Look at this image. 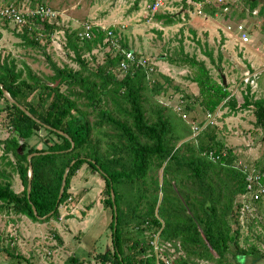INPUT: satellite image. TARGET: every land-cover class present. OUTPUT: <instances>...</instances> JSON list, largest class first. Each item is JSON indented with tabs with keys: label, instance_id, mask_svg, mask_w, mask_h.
<instances>
[{
	"label": "trees",
	"instance_id": "16d2710c",
	"mask_svg": "<svg viewBox=\"0 0 264 264\" xmlns=\"http://www.w3.org/2000/svg\"><path fill=\"white\" fill-rule=\"evenodd\" d=\"M182 1V9H186L187 0ZM244 2L252 10L260 6L259 0ZM263 10L264 4H261L257 14ZM59 19L58 15L50 22L39 18L41 31H37V26L29 29L24 25L18 35L24 42L37 45L40 36L49 37L56 30L64 31L66 46L72 50L78 68L58 65L47 56L53 73L40 77L24 62L22 67H17L13 58L0 59V83L16 102L39 120L35 121L10 103L0 88V99L4 101L0 112L6 110L11 129L8 138L1 142L2 158L10 170L18 174L23 187L16 192L3 175L0 212L7 209L8 214L40 221L42 218H37L33 212L34 206L39 217L46 216L44 221L57 218L59 205L69 197L72 177L87 164L103 178L102 202L111 211L112 248L96 255L99 264H157V255L167 256L168 253L155 251L150 241L156 235L159 242L169 241L170 245L183 250L184 255L175 257L172 264H199V260L228 264V256L233 258V264H240V259L263 256V250L258 248L262 245L249 241L248 237L244 240L247 246L240 245L235 207L237 195L245 191L244 173L236 161L230 162L234 156L231 149H224L216 119L251 108L254 127L260 129V138L264 140V97L257 96V91L246 84L243 100L238 103L229 86L222 84L221 74H216L217 80L211 71L210 65L223 71L222 53L218 52L215 57L205 44L202 54L209 59V66L195 54L185 52L183 46L177 49L178 56L166 55L169 63L191 71L186 78L195 83L197 93H186L164 74L150 80L142 66L129 67L123 77H118L121 55L114 47L110 46L111 53L94 66L82 55V49L91 51L109 46L104 38L108 30L115 33L111 26L106 30L94 26L90 39L79 40L78 30L69 31ZM156 19H164L167 24L180 20L176 14H156ZM2 21L7 24L6 20ZM120 45L127 48L121 41ZM148 84L156 95L167 91L168 85L174 89L170 96L181 93L179 97L188 114L187 121L165 102L153 101L146 107L144 90ZM32 94L36 95V101H32ZM197 108L204 116L216 110L223 113L217 117L218 112L213 123L194 134L191 122L201 126L205 119H198ZM54 129L66 133L73 145L69 138ZM40 130L54 136L56 141L48 144L44 139L46 145L41 148L31 145L32 138L40 139ZM211 150L226 152L216 161L208 157ZM43 151L48 152L30 159L33 174L27 193V155ZM67 167L64 190L57 202ZM161 167V179H158L152 171ZM258 225L264 227V220ZM251 234L259 239L261 233ZM10 240L4 242L0 233V252L6 253L13 263L31 264ZM66 261L67 264H83L72 255ZM159 264L165 263L160 259Z\"/></svg>",
	"mask_w": 264,
	"mask_h": 264
},
{
	"label": "rangeland",
	"instance_id": "374dc122",
	"mask_svg": "<svg viewBox=\"0 0 264 264\" xmlns=\"http://www.w3.org/2000/svg\"><path fill=\"white\" fill-rule=\"evenodd\" d=\"M150 1L152 0H0L2 3L29 2L32 5L36 3L48 5L56 10V15L60 16V23L69 31L78 30L86 20L104 30L111 26L119 37V41L125 45L124 47L131 48L153 61L155 70L150 80L152 77L164 74L172 78L173 85L179 84L187 91L186 93L198 91L195 83L186 78L191 71L187 67L169 63L166 55L178 56L177 49L183 46L185 52L189 55L195 54L197 59H203L209 66V59L202 54L205 44L207 49L213 50L215 57L218 52L222 53L223 71L220 72L210 65L211 71L217 80L219 78L216 74L225 76L229 90L238 103L243 100L242 91L246 88V84L241 85L242 75L246 70L257 74L256 95L264 97V10L262 13L254 14L255 10L244 5V0H228L229 13H225L227 10L220 5L217 6L218 4H214L213 1L198 5L199 3L187 0L186 9H182V0H165L163 7L151 14L145 7ZM259 1L260 6L254 9L264 4V0ZM197 9L201 12L198 13ZM156 14H176L180 20L167 24L164 19H156ZM242 14L244 16H241ZM238 23L246 25L250 33L249 40L246 42L239 39L235 29ZM36 26L39 27L37 31H41V27ZM0 33L2 34L0 59L13 58L17 67H22L24 62L40 77L51 75L53 71L47 59L49 56L52 62L58 65L68 64L78 68L72 50L66 46L65 34L62 30H56L49 37L40 36L37 45L24 42V39L18 35L21 30L9 23L5 24L2 20H0ZM109 47L94 48L91 51L82 49V55L94 66L101 63L106 54L111 53ZM253 60L255 64L252 67ZM258 68L263 69L256 70ZM150 86L151 84H148V88L144 90L146 107H150L153 101L167 102V105L174 106L178 97L181 96V93L170 96V91H174L170 85L166 86L167 91L158 95L151 91ZM32 95V101H36V95ZM2 105L4 101L0 99V106ZM198 110L200 109L195 110L198 119L205 117L204 112ZM218 112L216 110L215 114ZM222 113V111L219 112L217 117L222 116ZM189 114L192 116L193 112ZM231 116L233 117L222 116L216 119L219 133L224 138L233 140L229 144L230 148L224 147L225 150H232L234 157L230 162L243 161L253 169L264 171L262 170L264 140L251 134L252 119H254L251 108L242 109ZM10 134L7 112L3 110L0 112V180L4 179L3 175H5L6 179L12 183V188L20 192L23 187L18 174L12 172L2 158L1 142ZM38 134L40 139L30 140V144L37 148L46 145L44 139L48 141V144L56 141L54 136L46 135L43 130H40ZM10 158L13 159L12 156ZM152 173L161 179V170L152 171ZM103 188L104 180L101 175L87 164H83L71 179L68 189L69 197L59 205L57 218L33 221L26 216L8 214L7 209L2 210L0 233L4 242L8 241V238L12 239L10 242L16 251L31 260V264H67L66 260L71 255L81 260L83 264H99L95 258L96 255L112 248L109 227L111 211L102 202ZM259 211L258 216L264 217V207L259 206ZM252 221H249L248 227L240 228L239 242L240 245L247 246L244 240L248 237L249 241L261 244L262 247L259 245L258 248L263 250L260 249L263 256L240 259V264H264V227H261L262 233L258 239L251 234L257 231L256 225H258L255 223L253 226ZM170 254V261H172L178 255H184V252L179 247L170 245ZM229 259L228 264H233V258L228 256ZM0 264L18 263L11 262L6 253L0 252ZM199 264H208V262L199 260ZM212 264L218 263L212 262Z\"/></svg>",
	"mask_w": 264,
	"mask_h": 264
},
{
	"label": "built area",
	"instance_id": "2783aa9c",
	"mask_svg": "<svg viewBox=\"0 0 264 264\" xmlns=\"http://www.w3.org/2000/svg\"><path fill=\"white\" fill-rule=\"evenodd\" d=\"M206 1H209V3H212L211 1H213L214 4H218L217 6L220 5L221 7H224L225 10H229L228 0H204L203 2H199L198 5H200L201 3H206ZM164 2L165 0H152L149 3H146V10L151 14H154L163 7ZM197 12L200 13L201 10L197 9ZM253 13L255 14L257 13V11L255 10V12ZM56 14L57 12L54 8H51L50 6L42 3H36L35 5H32L29 2H0V20H6L7 23L13 25L16 28H19L20 30L24 25L28 26L29 29L32 26L34 27L36 25H39L37 23L39 18L47 19L50 22L57 16ZM93 27L94 25L90 21H85L77 31L79 40L90 39L93 36ZM235 29H237L239 39L242 42H246L249 40V33H247V29L244 24L238 23L235 26ZM104 42H109V46L114 47L116 51L121 55V59L117 67L118 77H123L129 67L132 65L144 67L147 71V77H150L154 72L155 65L153 61L143 54L136 53L131 48H123L120 45L119 37L115 35L114 32L108 30L104 38ZM242 76V81L245 84L249 85L252 89L255 88V91H257L258 85L255 82L257 74L250 73V70H246L243 72ZM183 104L184 103L181 97H178V101L173 106V108L184 120L187 121L188 114H186ZM215 115V113H205V124L203 123L204 126L208 123H213V121L215 120ZM202 126H199L196 122H191V128L194 134H196L202 128ZM225 152L226 151L223 150L219 153H215V151L211 150L208 151V157L212 160L217 161L225 155ZM237 166L244 173L245 191L239 193L236 197L235 213L240 228H244V226L248 227L249 221L253 220L252 224H255L261 220H264V217H262L261 215L258 216V212H260L259 206L264 207V171L253 169L243 161L238 162ZM256 228L257 231L255 232L262 233V228L260 225H256ZM150 243L151 245H153L155 251H163L168 253L167 256L157 255V264H159L160 259L165 264H172V261H170L171 243L169 241L159 242L158 236L156 235L154 240L150 241Z\"/></svg>",
	"mask_w": 264,
	"mask_h": 264
},
{
	"label": "water",
	"instance_id": "95a60500",
	"mask_svg": "<svg viewBox=\"0 0 264 264\" xmlns=\"http://www.w3.org/2000/svg\"><path fill=\"white\" fill-rule=\"evenodd\" d=\"M221 79H222V84L223 85H226L227 83H226V80H225V76L224 75H222L221 74ZM0 88H1V90H2V93H3V96L10 102V103H14V104H16L26 115H28L29 117H31V118H33L35 121H37V122H39V120L36 118V117H34L23 105H21V104H19L18 102H16L11 96H10V94L6 91V89H4V87L2 86V84L0 83ZM45 127H49V126H47V125H45ZM55 131H57L58 133H60V134H62V135H64L65 137H67V138H69L70 140H71V138L66 134V133H64L63 131H61V130H57V129H54ZM71 144L73 145V142H72V140H71ZM48 151H43V152H32V153H30V154H28L27 155V160H28V164H29V168H28V183H27V193H29V191H30V182H31V178H32V174H33V169H32V165H31V162H30V159H31V157L32 156H34V155H37V154H40V153H47ZM74 163V161H72L71 163H70V165L71 164H73ZM68 168L69 167H67L66 169H65V172H64V174H63V178H62V181H61V186H60V189H59V193H58V197H57V202L59 201V199H60V197L62 196V193H63V190H64V186H65V180H66V174H67V171H68ZM161 172H162V167H161ZM112 195V199H113V194H111ZM160 200V199H159ZM159 202V201H158ZM157 206H158V204H157ZM114 207V210H115V215H116V206L114 205L113 206ZM33 208V212H34V214H35V216L37 217V218H42V219H44L46 216H43V217H39L38 215H37V212H36V209H35V207L33 206L32 207ZM51 213V212H50ZM49 213V214H50ZM48 214V215H49Z\"/></svg>",
	"mask_w": 264,
	"mask_h": 264
},
{
	"label": "crops",
	"instance_id": "0c3cea01",
	"mask_svg": "<svg viewBox=\"0 0 264 264\" xmlns=\"http://www.w3.org/2000/svg\"><path fill=\"white\" fill-rule=\"evenodd\" d=\"M253 10H256L257 11V9H253ZM230 12V9L228 10V11H226L225 13H229ZM257 14V13H256ZM245 27H246V25H245ZM246 29H247V27H246ZM247 33H249L248 32V30H247ZM249 35H250V33H249ZM245 44H247V43H245ZM249 57H251V56H249ZM252 58V57H251ZM254 64H255V61L253 60V63H251V65H252V67L254 66ZM261 69H263V68H258V69H256V70H261ZM253 71H255V70H253ZM231 115H234V114H231ZM232 118L233 116H227V118ZM254 119H252V125H253V127L251 128V134H254V135H256L258 138L259 137H261V132L259 131L260 129L259 128H256V127H254ZM259 129V130H258ZM258 132V133H257ZM250 136V135H249ZM255 137V136H254ZM220 140L222 141V143L224 144V147L226 148L227 146L229 147V144L231 143V142H233V140H231L230 138H224L221 134H220ZM230 148V147H229Z\"/></svg>",
	"mask_w": 264,
	"mask_h": 264
}]
</instances>
